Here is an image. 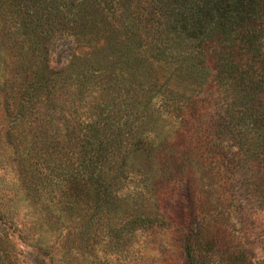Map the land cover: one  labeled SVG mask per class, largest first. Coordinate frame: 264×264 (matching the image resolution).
<instances>
[{
    "label": "rangeland",
    "instance_id": "obj_1",
    "mask_svg": "<svg viewBox=\"0 0 264 264\" xmlns=\"http://www.w3.org/2000/svg\"><path fill=\"white\" fill-rule=\"evenodd\" d=\"M16 1L17 5L0 4V247L10 250L12 264H190L185 248L189 237L205 264H264L262 253L254 247L256 236L264 233L262 205L255 214L260 224L255 217L228 216L225 209L234 201L236 184L231 167L214 163L211 176L205 179L197 159L184 156L183 147L173 153L178 131L167 114L160 116L153 110L145 128L155 140L149 139L150 145L170 148L154 150L150 156L131 152L120 169L117 165L124 148L111 157L109 162L115 164L105 170L107 178L117 177L111 213L93 215L92 203L82 193H72L78 187L70 177L75 172L70 162L77 152L73 132L90 131L97 122V110L87 95L90 92L79 94L71 79L61 86L55 84L51 95L23 99L33 78L24 63L32 53L28 38L17 31L15 23L24 13L34 17L37 12L24 7V0ZM53 2L62 11L50 7L52 17L58 12L63 16L51 20L54 28L45 46H40L39 64L60 70L75 54L98 57V50L104 48L103 59L111 61L108 69L115 68L112 77H117L115 84L114 80L110 83L113 89L105 116H116L112 127L124 128L127 105L137 97L139 60L122 56L116 63L114 50L120 52L117 47L128 41V47L136 51L134 37L125 28L114 27L111 18L99 10L93 16L85 13L87 21L69 24L82 5L78 0ZM20 5V13H15ZM43 17L44 22L48 16ZM48 26L45 23L43 29ZM134 54L140 57V52ZM157 105V111L164 110ZM149 209L166 218V226L154 224L134 232L122 229L127 220L147 215Z\"/></svg>",
    "mask_w": 264,
    "mask_h": 264
},
{
    "label": "trees",
    "instance_id": "obj_2",
    "mask_svg": "<svg viewBox=\"0 0 264 264\" xmlns=\"http://www.w3.org/2000/svg\"><path fill=\"white\" fill-rule=\"evenodd\" d=\"M53 1L36 4L24 0V7L30 6L37 13L34 17L24 13V18L15 24L17 31L28 38L32 53L28 64L24 63L33 73L24 91L26 102L43 93L53 94L55 84L61 86L68 79L77 84L79 94L89 91L94 95L87 94L97 110V122L90 131L73 132L77 152L75 161L70 162L75 169L70 177L78 187L72 193H82L92 203L93 215L111 213L117 177L107 178L105 170L113 163L109 161L115 152L125 150L117 165L120 169L131 152L150 156L149 152L170 148L149 144V139L155 140L149 137L145 123L155 111L160 116L167 114L178 131L173 153L183 147V155L187 153V158L197 159V165H201L202 177L211 176L214 163L218 166V162H225L231 167L236 179L232 188L234 201L228 209L226 206L225 213L238 214L242 220L248 216L257 219L255 214L262 205L264 223V0H78L82 8L74 13L76 17L69 18V24L87 21L85 13L93 16L99 10L111 18L114 27L131 33L136 42V51L124 40L117 47L120 52L114 50L116 58H108L116 63L122 56L139 60L137 97L127 105L126 124L122 125L125 127L116 129L111 125L116 116H105L113 89L110 83L114 80L115 84L117 77H112L115 68L108 69L111 61L103 59L104 48L98 50V57H90L88 52L84 56L75 54L60 70H49L38 62V57L42 58L40 46H45L54 28L51 20L63 16L58 12L52 17L50 7L62 11ZM4 2L18 3L0 0V4ZM21 9L20 5L15 13ZM41 15L48 18L43 22ZM45 23L50 26L44 30ZM139 52L140 57L134 54ZM158 102L163 111L155 109ZM21 106L24 108V102ZM149 210L147 215L127 220L122 229L134 232L154 224L166 226V218ZM85 232L86 227L79 237L83 238ZM256 237L254 247L262 253L264 263V233ZM185 243L190 264H205L194 252L193 238ZM10 253L0 247L1 264H12Z\"/></svg>",
    "mask_w": 264,
    "mask_h": 264
}]
</instances>
